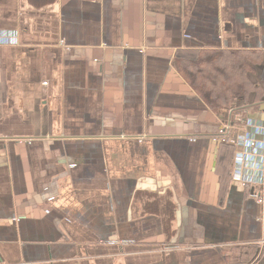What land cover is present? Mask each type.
<instances>
[{"label": "crops", "instance_id": "crops-1", "mask_svg": "<svg viewBox=\"0 0 264 264\" xmlns=\"http://www.w3.org/2000/svg\"><path fill=\"white\" fill-rule=\"evenodd\" d=\"M224 50L264 85V0H0V264H264V100L176 65Z\"/></svg>", "mask_w": 264, "mask_h": 264}, {"label": "trees", "instance_id": "trees-1", "mask_svg": "<svg viewBox=\"0 0 264 264\" xmlns=\"http://www.w3.org/2000/svg\"><path fill=\"white\" fill-rule=\"evenodd\" d=\"M261 61L260 52L202 51L197 58H179L176 65L208 106L218 111L229 109L238 99L264 100V85L250 77L253 66Z\"/></svg>", "mask_w": 264, "mask_h": 264}, {"label": "built area", "instance_id": "built-area-1", "mask_svg": "<svg viewBox=\"0 0 264 264\" xmlns=\"http://www.w3.org/2000/svg\"><path fill=\"white\" fill-rule=\"evenodd\" d=\"M229 135H230V130L227 128H222L221 130H219L218 134L213 137V139L223 143L235 144L237 142V139L236 138L233 139ZM263 194L264 192H262V194L257 197V201L261 204L264 203Z\"/></svg>", "mask_w": 264, "mask_h": 264}]
</instances>
